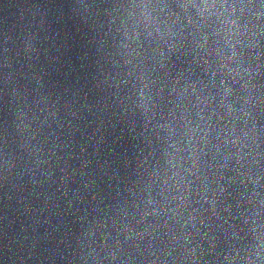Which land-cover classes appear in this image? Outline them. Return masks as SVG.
<instances>
[{"label": "clouds", "instance_id": "9594fccd", "mask_svg": "<svg viewBox=\"0 0 264 264\" xmlns=\"http://www.w3.org/2000/svg\"><path fill=\"white\" fill-rule=\"evenodd\" d=\"M193 6L196 7V5H193ZM210 8H211V5L205 4V9L204 10H208ZM157 33L160 34L159 28H157ZM161 54H163V53H161Z\"/></svg>", "mask_w": 264, "mask_h": 264}]
</instances>
